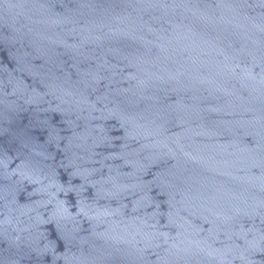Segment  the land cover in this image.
<instances>
[{
	"label": "water",
	"instance_id": "obj_1",
	"mask_svg": "<svg viewBox=\"0 0 264 264\" xmlns=\"http://www.w3.org/2000/svg\"><path fill=\"white\" fill-rule=\"evenodd\" d=\"M0 264H264V0H0Z\"/></svg>",
	"mask_w": 264,
	"mask_h": 264
}]
</instances>
